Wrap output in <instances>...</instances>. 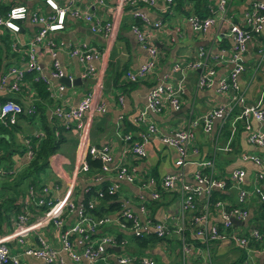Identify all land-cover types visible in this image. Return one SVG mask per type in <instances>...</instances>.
<instances>
[{"label": "built area", "instance_id": "obj_1", "mask_svg": "<svg viewBox=\"0 0 264 264\" xmlns=\"http://www.w3.org/2000/svg\"><path fill=\"white\" fill-rule=\"evenodd\" d=\"M102 2V0H98ZM174 0H165L167 6H171ZM48 11L36 8L28 9L23 4L9 6L6 12L0 13V31L4 29L8 36V52L0 55V127L8 128L14 124L20 113H32V103L35 93L33 81L43 83L48 96L53 103L47 109L50 118H56L62 126L75 125L82 128L81 136L77 144V155L70 167L66 192L59 196L48 193L49 188L56 187V182L50 186L41 184L29 185L21 198V208L14 212L10 219V228L0 233V264H19L20 255H30L39 258L42 264H64V258L59 250L73 261L83 259L93 262L102 258L109 247L119 246L125 243V239L117 237L114 233H107L102 228L108 218L105 215L93 216L88 212L92 208L97 197L103 193V189H97V196L83 203L82 199L73 197L75 180L79 174L85 172L89 165L87 156L97 158L100 163V173L93 178L94 181L103 179L104 173L111 172V178L105 186L107 192H115L120 181L137 183L140 192L137 195L138 209L145 212V200H155L161 190L176 192L178 195L179 227L176 231L182 232L184 218L192 227V236L198 242L207 245L211 242L227 240L230 244L247 248L251 242L264 241V229L252 227L248 233L237 230V226L231 222V217L239 221H246L249 215L248 199L254 195L258 200H264V191L259 185L264 180V159L253 151H240L239 158L242 161L251 162L257 166L253 183L250 187L243 184L245 169L243 167L232 168L226 178L215 176L213 172V152L211 156L189 158L190 154L198 151L195 146L194 128L207 134L212 128L213 120L217 118L221 122L229 120L234 129L235 122H241L245 132V141L248 144L264 147V129L253 130L250 119L264 120V104L246 103L239 91L238 76L243 71V56L247 49V42L253 39L255 34L262 31L264 24V0L251 1L242 12V21L233 19L229 10V0H208L206 3L207 14L198 15L190 13L186 20L190 27L203 32L211 26L225 27L230 38L227 71L217 80V90L226 94V100L214 104L195 117H190L184 126L173 128L168 132L159 131L155 123L146 118V112H159L163 107L169 106L177 109L180 106L178 97L179 87L166 83V75L147 88L145 105L137 113L138 118L144 122V127L139 129L136 135L130 132H121L116 128V136L125 142V150L129 152L133 160L145 155V144L153 134H157L159 140L174 149L175 158L173 164L177 169L161 176L143 173L135 162L119 160L113 163L111 146L109 143L90 144L85 138V115L101 113L105 105L100 101L99 82H96L74 104H65L62 100V91L65 85L58 78L65 74L57 56L58 50H64L69 56L76 58L81 65L80 76H91L97 69L94 61H104L108 53L109 42L113 35L116 16L121 9L128 8L132 22L130 30L135 36L139 46L146 52V58L132 69L124 71L129 81H137L143 78L157 62V47L154 44L153 34L159 28L160 20L151 19L141 6H153L156 0H115L107 7L108 16L101 18L88 6H78L69 0L63 5H58L54 0H45ZM111 13V16H110ZM114 14V15H113ZM78 18L87 24V29L99 34L105 40L102 48L91 46L86 40L53 39L49 33L62 28L65 18ZM25 22L34 25L31 32H25ZM11 34V35H9ZM1 35V34H0ZM0 39V43H1ZM256 53L260 62L264 63V41L257 45ZM48 55L47 71L39 62V56ZM222 60L217 54L208 55L199 49L197 58L189 59L179 66L172 65L171 71L176 69L191 68L199 70L196 84L203 87L209 82L213 74L212 64ZM26 73H31V78H26ZM71 78L70 75H67ZM55 80V81H53ZM14 98H18L15 100ZM121 99V96H118ZM231 120V121H230ZM54 130V134H57ZM41 136V131H34ZM25 156L29 159L33 152L28 144ZM216 141H213L215 147ZM228 147V141L225 146ZM2 150L0 148V154ZM192 164L190 174L183 170V166ZM15 169H6L0 165V178L4 173H13ZM230 184L236 190L235 203H226L222 198L211 199L213 189L224 190ZM88 187L85 188V190ZM117 211L116 221L120 228L128 230L134 236L155 235L166 236L168 224L163 219H153L148 215L142 218L137 216L123 201ZM27 207L36 208V215L28 217ZM73 211V219L65 220L67 212ZM214 212L219 222H210V213ZM51 223L60 241L59 249L51 246L38 230ZM33 232L35 240L28 243L26 236ZM18 244L17 252H11L8 242ZM191 249L190 242L181 239V262ZM113 250V249H110ZM116 260L120 264L134 261L136 264H157L153 258L147 255L135 257L128 254H118ZM209 264V263H208ZM241 264H246L243 261ZM264 264V261H263Z\"/></svg>", "mask_w": 264, "mask_h": 264}, {"label": "crops", "instance_id": "obj_2", "mask_svg": "<svg viewBox=\"0 0 264 264\" xmlns=\"http://www.w3.org/2000/svg\"><path fill=\"white\" fill-rule=\"evenodd\" d=\"M45 0H0L3 4H23L28 9H39L48 11ZM58 5H63L69 0H54ZM253 0H229V10L236 21H242V12L244 8ZM115 0H73L78 6H88L95 14L101 18L108 16L107 7ZM151 19H159L160 26L154 31L153 42L157 47V62L147 74L137 80L129 81L124 74L126 69H132L140 64L146 58V52L141 48L130 30L129 24L133 18L128 8L121 9L116 16V24L113 35L109 42L108 53L105 60L94 61L97 68L91 76H80L81 65L75 57L69 56L64 50H58L57 56L65 74L73 77L79 74L80 80L70 86H66L62 91V100L65 104H74L90 89L96 82H99V99L105 105V110L101 113H94L91 116L85 115L84 123L86 125L85 138L90 144L109 143L112 151L113 163L119 160L137 163L138 168L143 173L152 174L156 177L167 172L174 171L177 166L173 164L175 151L172 147L163 144L157 134H153L150 140L145 144V155L133 160L125 150V142L116 136V128L121 132H130L136 135L139 129L144 127L137 113L143 109L146 100L147 88L154 82L160 80L166 75V83L171 86L179 87L178 97L180 106L177 109L165 106L159 112H146V118L152 120L159 131L168 132L176 127L184 126L190 117H195L206 108L226 100V94L217 90V80L228 69L226 61L230 38L227 35L225 27L211 26L203 32L192 29L186 20L190 13L201 12L207 14L201 4H196L194 0H174L171 6H167L165 0H156L153 6H141ZM207 12V13H206ZM114 15V14H113ZM111 16V13H110ZM25 32L29 33L34 28L30 22H25ZM49 35L55 39L67 40H86L95 48H102L105 40L99 34L93 33L87 29V24L78 18H65L62 28L53 30ZM264 41V24L262 31L255 34L253 39L247 42V49L243 56V71L238 76L239 91L244 102L264 104V63L260 62L256 53L257 45ZM202 49L208 55L217 54L222 58L220 63L212 64L213 74L209 78L208 84L198 87L196 84L197 73L199 70L185 68L176 69L170 72L172 65L181 64L189 59L197 58V51ZM48 55L39 56V62L47 71ZM55 81V80H53ZM121 96V99L118 98ZM45 107V117L48 122H56V118H50L47 115ZM19 120V119H18ZM17 120V121H18ZM231 121V120H230ZM29 123V122H28ZM235 122L234 129L231 128V122L226 120L221 122L217 118L213 120L212 128L209 133H203L200 128H194L195 146L198 151L190 154L189 158H201L211 156L213 152V174L226 178L232 168L243 167L245 169V178L243 184L250 187L253 183L254 173L257 170L251 162L242 161L239 158L240 151H253L264 159V147L248 144L245 141V132L241 125ZM250 126L253 130H263L264 120L257 121L250 119ZM35 129L32 127L30 130ZM226 129V131H224ZM36 131V130H34ZM39 131V130H38ZM61 133L63 141L57 152L49 158L50 177L41 184L51 185L56 182V187H51L48 193L52 196H61L67 190L68 176L70 167L74 163L77 155V144L82 133V128L75 125L62 126ZM213 141H216L213 147ZM228 141V147L225 142ZM16 161V160H15ZM18 162H16L17 164ZM11 169V168H10ZM193 169L192 164L183 166V170L190 174ZM88 170V169H87ZM79 174L75 180L73 197L82 199V192H85L87 185L94 181L96 174L88 171ZM112 173H104V178L110 181ZM108 181V182H109ZM89 182V183H88ZM96 182V181H95ZM39 184V185H41ZM225 187V196L222 198L226 203L233 204L236 200V190L229 183ZM261 189L264 191V180L259 181ZM29 186V185H28ZM26 186V188L28 187ZM24 189V191L26 190ZM140 192L137 183H128L120 181L116 190L117 198L123 201L140 218L148 215L153 219H163L168 224V233L166 238L154 243L148 242L145 246H139L136 242L128 240V230L119 227L116 221L117 211L106 213L108 221L103 225V230L107 233H114L120 230L124 235L125 243L115 246L113 250L107 248L103 257L97 258L93 262L83 259L73 261L59 250L64 258V264H120L116 260L118 254H128L135 257L147 255L155 260L157 264H182L180 245L181 239H188L191 249L183 258V264H263L264 247L256 242H251L247 248H240L230 244L227 240L211 242L207 245H200L192 236V227L188 223V218H184L182 232L176 231L179 227V207L178 195L176 192L161 190L160 195L155 200H145V212L138 209L137 195ZM221 198V197H220ZM260 200L256 196L250 195L248 199L249 215L246 221L237 224V230L245 231L255 227L250 222V210L256 207ZM121 206V203H120ZM119 206V209H120ZM28 217L36 215L34 207H27ZM11 211V217L14 215ZM73 211L67 212L65 220L73 219ZM10 217V219H12ZM9 223L2 225L3 233L10 228ZM210 222H219L218 216L212 211L210 213ZM38 233L54 248L59 249L60 241L57 231L51 223L38 230ZM33 232L26 236V241L32 243L35 240ZM11 252H17L19 246L14 241L8 242ZM19 264H42L39 258L30 255H20ZM126 264H136L131 261Z\"/></svg>", "mask_w": 264, "mask_h": 264}, {"label": "trees", "instance_id": "obj_3", "mask_svg": "<svg viewBox=\"0 0 264 264\" xmlns=\"http://www.w3.org/2000/svg\"><path fill=\"white\" fill-rule=\"evenodd\" d=\"M194 1L197 5L201 4V7L203 6L202 8L206 10V3L208 0ZM9 6V4L0 3V13L6 12ZM197 14L203 15L201 12H197ZM0 34V39L2 41L0 43L1 55L3 52H8L9 49L7 31L1 29ZM26 78L30 79L31 73H26ZM32 86L35 91L32 99L34 111L32 113H20L18 119H25L27 122L32 123L35 129L28 131L26 134L17 135L14 130L17 121L8 128L0 127V148L2 150L0 154V165L6 169H15L13 173H4L0 178V231H3V224L9 223L11 211L17 212L20 210L21 198L26 186H38L50 177L49 158L53 153L58 151L60 143L64 138L61 133L62 125L59 122L58 125L56 122L51 123L46 121L44 113L45 107L51 105L53 99L48 96L42 82L33 81ZM0 99H5V96H1ZM14 99L18 100V98ZM55 129L58 131L56 135L54 134ZM34 130L41 131L42 135H35ZM224 131H226V129H224ZM26 138H28V144L33 152L29 159L25 156L27 145L24 140ZM86 158L89 165L87 170L88 173L100 172L99 160L97 158L92 159L89 156ZM16 162L18 163L16 164ZM108 181L107 178L103 177L100 181L90 182L85 192H82V201L86 203L88 199L97 196L96 192L98 188L103 189V193L100 197H97L95 205L88 209V212L93 216H101L110 211L119 210L120 203L116 191L107 192L105 189ZM225 194L224 190L213 189L211 191V199L216 197L223 198ZM250 217L251 219L249 221L253 222L256 228L261 230L264 229V200H260L256 207L250 210ZM248 231L249 228L244 232L248 233ZM116 234L118 238L124 235L120 230L116 231ZM127 238L128 240L136 242L139 246H145L148 242L154 243L166 237H156L152 234L134 236L128 233ZM198 243L204 246L202 242ZM257 244L264 247V241L257 242ZM113 248L114 247H109L108 249Z\"/></svg>", "mask_w": 264, "mask_h": 264}, {"label": "water", "instance_id": "obj_4", "mask_svg": "<svg viewBox=\"0 0 264 264\" xmlns=\"http://www.w3.org/2000/svg\"><path fill=\"white\" fill-rule=\"evenodd\" d=\"M58 80H59L60 82H62L64 85H66V86H70V85H72V84L77 83V81L80 80V76H79V74H76V75H74L73 77L69 78L67 75H62V76H60V77L58 78ZM230 219H231V222H232L233 224H235V225H237V224L243 222V221H239V220L235 219L234 217H231Z\"/></svg>", "mask_w": 264, "mask_h": 264}, {"label": "rangeland", "instance_id": "obj_5", "mask_svg": "<svg viewBox=\"0 0 264 264\" xmlns=\"http://www.w3.org/2000/svg\"><path fill=\"white\" fill-rule=\"evenodd\" d=\"M11 35V34H9ZM33 127L32 123H28L25 119H19L14 126L17 135L26 134ZM1 144V143H0Z\"/></svg>", "mask_w": 264, "mask_h": 264}]
</instances>
